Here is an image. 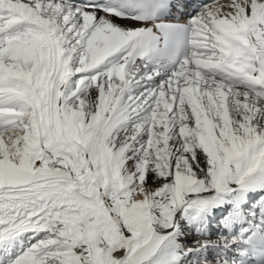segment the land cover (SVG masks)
<instances>
[{
  "label": "snow or ice",
  "instance_id": "obj_1",
  "mask_svg": "<svg viewBox=\"0 0 264 264\" xmlns=\"http://www.w3.org/2000/svg\"><path fill=\"white\" fill-rule=\"evenodd\" d=\"M0 264H264V0H0Z\"/></svg>",
  "mask_w": 264,
  "mask_h": 264
}]
</instances>
